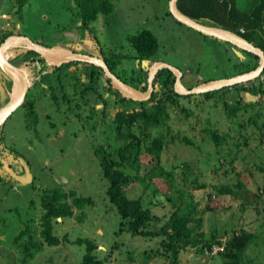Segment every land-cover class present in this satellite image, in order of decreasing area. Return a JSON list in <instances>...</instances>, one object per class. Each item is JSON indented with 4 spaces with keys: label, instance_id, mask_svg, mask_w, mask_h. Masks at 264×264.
I'll return each instance as SVG.
<instances>
[{
    "label": "rangeland",
    "instance_id": "rangeland-1",
    "mask_svg": "<svg viewBox=\"0 0 264 264\" xmlns=\"http://www.w3.org/2000/svg\"><path fill=\"white\" fill-rule=\"evenodd\" d=\"M170 1L110 0L114 11L109 16L101 15L85 29L79 27L81 23L74 0H25L23 6L22 0H0V41L5 34L26 35L46 46L59 45L82 54L95 56L101 51L105 54L115 52L124 56L118 72L126 74L130 82L137 76L140 66L150 69L155 62H164L181 70L182 85L186 89L236 76L235 64L248 59L240 52L242 50L205 37L178 22L168 14ZM256 1L238 0V6L241 11L248 12ZM144 30L155 34L160 51L155 59L140 61L127 38ZM17 48L24 47L11 48L8 55L12 56ZM69 64L60 73L50 72L30 88L27 96L36 104L37 127H28L29 119L22 107L6 121V151L14 150L22 156L19 161H14L13 168L20 176L26 167L31 176L27 177L26 170V181L12 178L0 184V264H24L25 245L31 239L43 244L40 195L43 189L55 187H61L68 194L76 192L79 198H90L94 204L82 211V221L78 219L81 212L75 208L73 218L55 224V234L62 243L57 247L43 244V249L35 251V257L26 264H81L87 253L86 246L66 242L65 236L71 241L78 238L93 240L98 245L94 252L99 259H107L108 264H169L168 258L155 254L162 238L146 239L129 233L116 235L121 219L108 199L109 183L103 177L100 158L94 151L104 146L117 157L122 142L115 132L114 118L125 107L119 97L104 91L103 83L94 86L96 90L92 87L91 65ZM1 76L0 102L5 104L7 88L12 84L7 75ZM249 82L241 86L250 87L258 81ZM61 89L69 103L63 99ZM84 90L88 94L82 96ZM160 90L161 85L156 83L155 92ZM54 91L59 98L58 104L52 98ZM243 95L245 102L253 100L249 93ZM237 101L240 96L235 90L216 93L210 98L202 94L181 98L179 108H169L167 125L146 132L152 139L163 133L166 142H171L165 147L161 164L165 172L173 173L174 189L168 186L171 180L167 181L158 173L156 178L148 176L150 184L146 189L135 181L126 190L128 197L143 196L145 204L163 220L178 207L188 212L187 205L193 202V211L202 216V230L208 239L214 232L224 243L215 244L212 252L206 250L203 254L189 248V252L181 254L179 264H223L219 253L224 250L226 241L241 229L259 236L247 250L242 264H264V174L261 169L264 167V138L259 128L249 122L250 115L261 111L258 125L264 123V104H255L250 112L242 110L236 117L228 116L226 103L232 106ZM208 129L216 131L225 140L221 147L210 140ZM135 132H139L137 127ZM186 139L191 144L186 143ZM141 161L138 176L145 177L155 162L148 154H144ZM185 164L190 165L191 179L198 176L200 182L206 184L205 189L185 190L182 179ZM127 172L131 174L135 170L128 168ZM238 180L249 190L251 200L255 193L263 192L259 204L244 205L242 199L216 194L218 186L232 185ZM165 192L167 195H162ZM168 197L174 199L175 204ZM181 199L183 203L179 202ZM209 205L217 206L216 212L206 211ZM22 233L23 238L16 243L15 239ZM115 242L119 249H114Z\"/></svg>",
    "mask_w": 264,
    "mask_h": 264
},
{
    "label": "trees",
    "instance_id": "trees-1",
    "mask_svg": "<svg viewBox=\"0 0 264 264\" xmlns=\"http://www.w3.org/2000/svg\"><path fill=\"white\" fill-rule=\"evenodd\" d=\"M74 1L78 7L77 14L79 24L81 23L79 27L81 28L89 29L88 26L96 22L101 15L109 16L114 11V6L110 0ZM23 4H25V0H22L21 6H23ZM177 6L178 9L189 18L203 25H210L215 28L233 32L264 51V0H257L248 12L240 10L238 0H178ZM168 14L172 16L170 11ZM242 30H244V32H242ZM10 36L11 34H5L0 41V45ZM127 40L133 47L140 61L152 60L158 56L160 43L152 31L144 30L138 34L129 36ZM35 42L42 44L41 41ZM8 51L9 50L5 53L7 60L17 68H24L19 69L26 73L29 88L33 87L39 79L41 80L42 77L48 75L50 72L60 73L64 68L70 66L69 63L61 67L54 66L38 53L26 48H17L12 56L8 55ZM240 52L244 53L248 59L246 60L247 62L235 64L238 70L237 75L248 73L259 66L260 58L257 55L246 51ZM96 56L103 58L111 72L123 82L139 91H147L149 66H140L137 76L130 82L126 74L118 72V68L122 65L124 56L115 52L105 54L104 51H101V53ZM12 59L18 62L19 66L13 63ZM91 67L92 87L98 86L100 82L103 83V89L107 93L119 97L120 103L125 107V109L119 111L114 118L115 132L120 142H122L117 150V157L104 146H100L97 149L95 148L94 151L95 155L100 158L103 177L109 183L107 190L108 199L115 206L121 219L119 230L116 232V235L120 236L124 233H129L133 237H142L146 239L162 238L160 249H158L155 254L168 258L170 261L169 264H179L181 254L183 252H189V248L196 249L198 253L203 254L206 250L212 252L215 244L223 245L224 243L218 239L217 233L213 232L210 236L211 238L208 239L209 237H207V234L202 230L204 224L202 216L196 215V211H193L195 206L193 202L187 205V207H189L188 212H184L182 208L178 207L167 220H163L159 215L154 214L151 208L145 204L143 196L129 198L126 191L135 181L143 184L146 189L150 184L148 176L152 177L154 175L156 178L158 173L161 174V177H165L167 181L171 180V182L168 181V186L174 189V183L172 182L173 173L165 172L161 164V156L165 147L171 142H166V136L163 133H159L152 139L150 134L146 132L150 129L167 125L170 119L169 108H179L181 98H188L193 95L182 96L176 93L174 89L176 81L175 75L171 70L164 68L157 74L155 79V84L159 83L161 85V90L158 93L154 92L150 101L136 102L128 100L114 88L111 80L107 79L101 68L93 65ZM173 77L174 79L172 80ZM256 80L258 82L252 83L250 87H243L241 86L242 83H240L202 95L210 98L216 95V93H226L235 90L240 96V101H237V104L232 106L226 103L225 111L228 116L236 117L242 110L250 112L249 109L255 104H264V86H262L264 83L261 82L260 77ZM257 84L259 85L257 86ZM52 90H54L53 87ZM61 90L62 92L60 93L63 94V99L69 103L70 100L67 98L64 89ZM7 91H11V87L7 88ZM52 93L53 101L58 104L59 98L57 94L55 91ZM244 93H249L253 100L251 99L249 102H245L243 98ZM85 94H88L87 90L81 92L82 96H85ZM99 97L101 98V96ZM254 100L257 102H254ZM152 102L154 104L149 106ZM87 103L88 101H86L85 104ZM135 104H139L140 107L133 108ZM3 106L4 104L0 102V109ZM130 106H132V109H129ZM77 107L80 108V106ZM22 108L25 109L26 117L29 119L28 127H37L38 114L35 101L30 100L27 96ZM183 111L186 112V109H183ZM260 112H257L255 115H250L251 118L249 122L259 128L261 137L264 138V123L261 124V126L258 125V119L261 117ZM5 124L6 123L0 126V184L9 182L12 178H19L20 180L26 181V167H23V173L20 174V176L13 168L14 161H19L22 159V156L14 150L6 151L7 148L4 145ZM136 127L139 129L138 134L135 132ZM207 133L209 134L210 140L214 142L218 148L225 142L216 131H210L208 129ZM185 141L191 144L188 139ZM144 154H148L153 162H155V165L145 177H140L138 174L142 166L141 157ZM7 158L10 160H6ZM25 163L28 166L27 162ZM128 168L135 170L136 173H128ZM261 169L264 174V167H261ZM191 177L190 165H183L182 179L185 190H203L206 188V184L201 183L198 176L194 179H191ZM215 189L218 196H233L236 199H242L244 205L253 202L259 204L262 197L261 194L263 193H255L253 199H249V190L245 188L241 180H238V182L232 185H220ZM155 195H157V191H155ZM162 195H167V193L165 192ZM211 197L212 194L209 195V198ZM168 199L171 203L175 204V202H173L174 199L170 197H168ZM179 202L183 203L182 199ZM40 203L42 208V242L49 247H57L62 243V239L55 234V224H60L67 219L73 218L75 216V208L81 212L78 219L82 221L84 219L82 211L86 206H92L94 204L92 199L79 198L76 192L68 194L63 191L61 187L43 189L40 195ZM217 209V206L209 205L206 211L216 212ZM59 219H61L62 222L59 221ZM159 223H162V225ZM22 238L23 233L15 239V242L18 243ZM258 238V233H253L244 229H241L238 233H234L226 241L224 250L219 253L223 264H242L247 250L258 241ZM65 241L86 246L87 253L84 255L81 264H108L107 259H99L94 252L98 248V245L93 240L78 238L75 241H71L68 236H65ZM43 244L31 239L30 242L25 245V254L22 262L26 264L29 260L33 259L35 257V251L40 252L43 249ZM113 247L114 249H119L118 243L115 242Z\"/></svg>",
    "mask_w": 264,
    "mask_h": 264
},
{
    "label": "water",
    "instance_id": "water-1",
    "mask_svg": "<svg viewBox=\"0 0 264 264\" xmlns=\"http://www.w3.org/2000/svg\"><path fill=\"white\" fill-rule=\"evenodd\" d=\"M177 2L178 0L170 1V13L178 22L196 30L204 36L216 38L220 41L231 44L237 49L257 55L260 58L259 66L255 70L248 73L236 75L228 79L209 81L192 89H186L182 85L183 73L181 70L164 62H155L149 69L148 90L146 92H141L123 82L115 74H113L103 58L74 52L59 45L49 47L36 43L26 35H11L0 45V71L14 82V87L12 93L10 94L8 103L0 109V126L6 123L14 112L24 105L30 89L26 73L12 65L5 56L7 50L16 47H24L32 50L57 67H61L70 62L87 63L89 65L99 67L104 71L107 79L111 80L114 88L119 91L123 97L136 102H143L151 99L153 93L155 92L154 81L156 76L164 68L171 70L175 75L176 82L174 89L176 93L182 96L205 94L220 90L224 87H230L236 84L256 80L260 77L264 71V51L261 48L248 42L233 32L206 26L189 18L178 9ZM55 55H58L60 58L55 59ZM16 88L18 92L14 93ZM30 176V171L27 170V177ZM59 221H61V219H59Z\"/></svg>",
    "mask_w": 264,
    "mask_h": 264
},
{
    "label": "crops",
    "instance_id": "crops-1",
    "mask_svg": "<svg viewBox=\"0 0 264 264\" xmlns=\"http://www.w3.org/2000/svg\"><path fill=\"white\" fill-rule=\"evenodd\" d=\"M206 26H210V25H206ZM210 27H212V26H210ZM2 74H3V72L0 71V79H1V80H2V76H1ZM8 78H9V77H8ZM9 81H10V83L12 84V85H11V91H12V90H13V87H14V82H13V80L10 79V78H9ZM11 91H9V92L7 91V93L9 94V95L7 94L8 101H9V99H10V94L12 93ZM8 101H7V103H8ZM7 103H5V104H7ZM5 104H4V105H5Z\"/></svg>",
    "mask_w": 264,
    "mask_h": 264
},
{
    "label": "built area",
    "instance_id": "built-area-1",
    "mask_svg": "<svg viewBox=\"0 0 264 264\" xmlns=\"http://www.w3.org/2000/svg\"><path fill=\"white\" fill-rule=\"evenodd\" d=\"M242 32H244V30H242ZM260 79H261V81L264 82V71H263V73L260 75Z\"/></svg>",
    "mask_w": 264,
    "mask_h": 264
},
{
    "label": "bare ground",
    "instance_id": "bare-ground-1",
    "mask_svg": "<svg viewBox=\"0 0 264 264\" xmlns=\"http://www.w3.org/2000/svg\"><path fill=\"white\" fill-rule=\"evenodd\" d=\"M54 58L55 59H57V58L59 59L60 57H58V55H55ZM16 92H18L17 88L15 89V92L14 93H16Z\"/></svg>",
    "mask_w": 264,
    "mask_h": 264
},
{
    "label": "flooded vegetation",
    "instance_id": "flooded-vegetation-1",
    "mask_svg": "<svg viewBox=\"0 0 264 264\" xmlns=\"http://www.w3.org/2000/svg\"><path fill=\"white\" fill-rule=\"evenodd\" d=\"M95 56H96V55H95ZM85 64H86V63H85ZM91 66H92V65H91ZM105 76H106V75H105ZM175 79H176V77H175ZM182 79H183V77H182ZM175 82H176V81H175ZM154 85H156V84H155V81H154ZM174 87H175V85H174ZM147 90H148V89H147ZM104 91H105V90H104Z\"/></svg>",
    "mask_w": 264,
    "mask_h": 264
}]
</instances>
